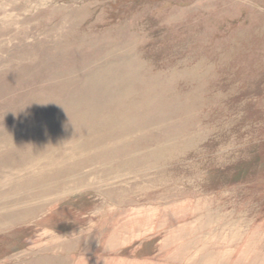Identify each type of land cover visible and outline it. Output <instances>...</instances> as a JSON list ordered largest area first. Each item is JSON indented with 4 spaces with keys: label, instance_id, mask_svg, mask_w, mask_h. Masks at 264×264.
Listing matches in <instances>:
<instances>
[{
    "label": "rangeland",
    "instance_id": "374dc122",
    "mask_svg": "<svg viewBox=\"0 0 264 264\" xmlns=\"http://www.w3.org/2000/svg\"><path fill=\"white\" fill-rule=\"evenodd\" d=\"M20 68L0 123L25 92L95 69L150 89L160 118L125 139L153 151L142 163L87 164L27 220L0 221V264H264V0H0V80ZM9 120L0 133L25 122ZM14 171L0 167L2 201Z\"/></svg>",
    "mask_w": 264,
    "mask_h": 264
},
{
    "label": "bare ground",
    "instance_id": "6f19581e",
    "mask_svg": "<svg viewBox=\"0 0 264 264\" xmlns=\"http://www.w3.org/2000/svg\"><path fill=\"white\" fill-rule=\"evenodd\" d=\"M29 70L20 68L13 77L1 78L3 105L9 107L11 101L17 102L2 95L8 79L14 83L13 88L21 87L29 80ZM109 75L96 69L85 73L75 70L71 75L77 79L73 87L37 99L30 98L28 91L25 92L27 104L6 109L7 113L12 111L13 119L25 122L12 132L0 133V167L3 171L15 169L8 176L12 183L9 191L17 193L11 200L2 201L9 194L7 191L0 199V221L11 225L20 219L27 220L41 207L39 202H29L47 192L64 190L70 178L86 176L83 166L87 164H118L128 169L134 162L142 163L153 152L146 146L125 141L133 131H145L146 126L160 118L159 114L154 117L147 114L155 105L153 92L146 88L136 95L132 92V79H111ZM32 104L38 105L39 110L28 113L26 110ZM149 137L143 134L138 141L146 145ZM154 140L161 149L162 140L156 136ZM96 172L102 178L111 174L107 169Z\"/></svg>",
    "mask_w": 264,
    "mask_h": 264
},
{
    "label": "crops",
    "instance_id": "0c3cea01",
    "mask_svg": "<svg viewBox=\"0 0 264 264\" xmlns=\"http://www.w3.org/2000/svg\"><path fill=\"white\" fill-rule=\"evenodd\" d=\"M65 247L70 248V247H72V245H70V244H65ZM40 255H43V254H40ZM43 257L46 259L45 255H44ZM39 259L41 260V258H39ZM32 260H35V259L33 258ZM47 260H48V258H47ZM36 261H37V260H36ZM44 261L46 262V260H44Z\"/></svg>",
    "mask_w": 264,
    "mask_h": 264
}]
</instances>
